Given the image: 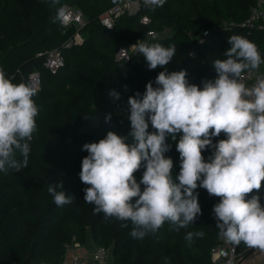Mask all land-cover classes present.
<instances>
[{
	"label": "trees",
	"instance_id": "trees-1",
	"mask_svg": "<svg viewBox=\"0 0 264 264\" xmlns=\"http://www.w3.org/2000/svg\"><path fill=\"white\" fill-rule=\"evenodd\" d=\"M118 0H0V68L14 83L21 76L38 71L40 89L33 97L39 111L37 129L30 145L28 167L0 171V264H60L65 245H86L87 238L95 247L111 250L112 264H210V249L218 244L213 206L220 198L210 196L198 187L202 214L187 228L170 230L169 222L143 239H134L130 221L115 217L105 219L95 214L94 205L84 201L80 171L85 143L98 142L108 131L127 136L130 131L128 98L137 92L143 96L149 81L155 87L157 75L165 68L148 70L143 56L134 54L128 63L115 60L119 46L142 40L148 30L170 34L151 41L164 47L176 46L169 72L186 70L190 84L203 87L202 81L214 79L216 59H225L230 47L228 37L241 35L254 42L264 55V34L258 29H245L242 23L253 0H166L163 7L141 4L134 16H120L111 28L100 23V16ZM78 10L86 24L81 30L83 43L65 48L75 33L74 26L64 27L54 21L60 8ZM146 15L147 26L138 24ZM231 23L232 26H227ZM206 33V35H202ZM59 49L64 65L51 75L43 68L39 52ZM127 85V90H125ZM120 93L116 100L111 90ZM111 114V121L106 116ZM149 131H154L149 125ZM224 133L213 138L215 144L225 139ZM171 150L165 155L173 160V175L180 170L176 141L168 138ZM178 139V137H177ZM213 149L203 151L208 161ZM16 158L23 157L17 153ZM144 169L135 173L137 182ZM50 183L63 184L57 191L74 199L58 207L49 194ZM143 190V185H141ZM264 205V182L257 193ZM90 223L89 226L87 224ZM127 223V227L121 225ZM188 232H203V237L185 239ZM241 259L254 248L243 242L235 245ZM238 259V260H239Z\"/></svg>",
	"mask_w": 264,
	"mask_h": 264
},
{
	"label": "clouds",
	"instance_id": "clouds-1",
	"mask_svg": "<svg viewBox=\"0 0 264 264\" xmlns=\"http://www.w3.org/2000/svg\"><path fill=\"white\" fill-rule=\"evenodd\" d=\"M144 2L163 7L166 0ZM63 16V9L58 10L54 21ZM228 44L223 52L226 58L212 64L216 77L202 81V88L188 82L186 70H167L176 53L174 44H138L148 70H165L157 75L155 87L149 81L143 96L137 92L128 98L127 136L108 131L98 142L83 145L88 155L82 159L79 175L89 185L84 201L106 220L130 221L134 239L155 234L166 221L175 231L194 223L202 214L196 192L200 187L220 198L213 206L219 235L232 244L243 242L264 252V205L259 195L248 198L264 182V74L250 85L242 80V74L258 70L264 58L244 36L231 35ZM36 94L31 84L14 83L0 68V171L19 172L28 167L30 145L26 141L37 129L39 111L33 99ZM109 95L120 99L114 89ZM111 118L107 115L106 122ZM149 125L154 131H149ZM221 133L226 138L214 144L213 138ZM169 137L176 141L180 156L175 176L173 160L165 155L171 150ZM209 148L213 151L205 161L202 153ZM17 153L22 160L16 158ZM141 168L144 171L137 182L135 173ZM57 187L64 185L50 183L48 187L54 203L58 207L70 204L74 198ZM203 235L188 232L185 239L191 242ZM164 259L168 264V258Z\"/></svg>",
	"mask_w": 264,
	"mask_h": 264
},
{
	"label": "built area",
	"instance_id": "built-area-1",
	"mask_svg": "<svg viewBox=\"0 0 264 264\" xmlns=\"http://www.w3.org/2000/svg\"><path fill=\"white\" fill-rule=\"evenodd\" d=\"M141 4H145L144 0H118L113 7L100 16V23L106 28H111L115 20L120 16L124 14L128 16L136 15ZM60 9L64 11V16L58 19L60 24L64 27L71 25L75 27V33L64 44V47L69 48L82 44L84 39L81 30L86 24L82 14L78 10L67 6ZM138 24L147 26L149 19L146 15H140L138 17ZM241 25L245 29L261 30L264 34V0H253V5L249 8L248 15ZM227 26H232V24L228 23ZM157 35L156 32L148 30L144 38L154 41L158 39ZM202 35H205V33ZM136 44L138 43L119 46L115 52V60L128 63L131 57L137 53L135 49ZM36 58L42 60L43 68L51 75H55L64 65L63 55L59 49L39 52L36 54ZM262 58H264V55ZM262 74H264V64H261L258 70L245 71L242 74V80L244 83L250 85L255 83L257 75ZM21 78V82L31 84L37 91L40 89V74L38 71L31 72L26 77L21 76ZM65 249L66 254L60 264H109L110 249L95 247L92 244L87 247L75 242L66 244ZM209 256L210 264H235L240 258V254L236 251L234 244L221 236L218 244L210 249ZM262 264H264V252H262Z\"/></svg>",
	"mask_w": 264,
	"mask_h": 264
},
{
	"label": "crops",
	"instance_id": "crops-1",
	"mask_svg": "<svg viewBox=\"0 0 264 264\" xmlns=\"http://www.w3.org/2000/svg\"><path fill=\"white\" fill-rule=\"evenodd\" d=\"M88 244L89 242L87 241L86 245ZM235 264H262V251L259 249L250 250L241 259L237 260Z\"/></svg>",
	"mask_w": 264,
	"mask_h": 264
},
{
	"label": "rangeland",
	"instance_id": "rangeland-1",
	"mask_svg": "<svg viewBox=\"0 0 264 264\" xmlns=\"http://www.w3.org/2000/svg\"><path fill=\"white\" fill-rule=\"evenodd\" d=\"M170 34V31H168V30H165L163 33H161V34H158L157 35V37L160 39V38H163L164 36H167V35H169ZM150 42H151V40H147V39H142V40H139V41H136L135 43H138V44H140V43H146V44H150ZM138 44H136V46H135V49L137 50V45ZM139 52L137 51V53L136 54H138ZM91 239H90V237H88L87 238V241L89 242ZM89 244H91L90 242H89ZM88 244V245H89ZM88 245H86L87 247H89ZM112 262H113V258H112V254L109 256V264H112Z\"/></svg>",
	"mask_w": 264,
	"mask_h": 264
},
{
	"label": "water",
	"instance_id": "water-1",
	"mask_svg": "<svg viewBox=\"0 0 264 264\" xmlns=\"http://www.w3.org/2000/svg\"><path fill=\"white\" fill-rule=\"evenodd\" d=\"M89 225H90V223L87 224V226H89Z\"/></svg>",
	"mask_w": 264,
	"mask_h": 264
}]
</instances>
